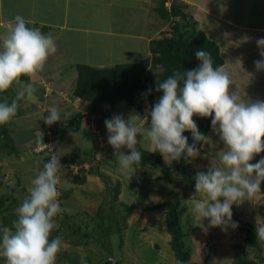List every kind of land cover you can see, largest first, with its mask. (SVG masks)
Here are the masks:
<instances>
[{
  "label": "clouds",
  "instance_id": "clouds-1",
  "mask_svg": "<svg viewBox=\"0 0 264 264\" xmlns=\"http://www.w3.org/2000/svg\"><path fill=\"white\" fill-rule=\"evenodd\" d=\"M30 23L16 15L3 39L0 92L21 83L22 76L34 80L58 51L54 37L38 27H28ZM256 44L261 59L254 61V65L257 71H264V38L257 39ZM196 58L200 61L196 69L174 71L163 82L157 80L155 90L163 95L147 109L149 127H142L145 117L138 113L127 119L115 114L104 123L119 170L130 182L142 159L137 145L143 147L147 141L149 150L159 152L166 163L178 162L182 156L186 160L195 158L199 155L196 144H203L206 136L199 132L193 117H211V129L224 147L217 154L219 166L211 162L207 172H197L194 177L196 193L203 198L194 201L193 212L201 221L207 219L209 227L227 232L229 227L238 228L232 219V206L260 193L264 182V157L250 163L264 152V101L245 100L237 89L233 90L229 73L223 67L213 66L211 53L197 50ZM35 91L29 82L11 104L0 102V124L16 115L17 101L25 93L30 96ZM48 113L43 118L47 125L60 122L58 107H50ZM186 131L192 134V145L183 135ZM138 135L143 137L142 141L137 140ZM60 170V159L53 155L43 170L30 179L29 196L16 208L18 219L12 222V228H0V257L5 264H55L62 239L57 236L50 240V234L57 226L54 218L63 211L57 190ZM255 231L256 238L264 241V224L257 223Z\"/></svg>",
  "mask_w": 264,
  "mask_h": 264
},
{
  "label": "rangeland",
  "instance_id": "rangeland-1",
  "mask_svg": "<svg viewBox=\"0 0 264 264\" xmlns=\"http://www.w3.org/2000/svg\"><path fill=\"white\" fill-rule=\"evenodd\" d=\"M128 1V4L123 6V21L125 19L124 17H127L128 20L133 19L136 22H138L139 19L143 21V14L140 12L135 13L133 10L132 3H135V0ZM146 3L151 6V1ZM24 12L26 11H19L18 15H22ZM13 13L14 15L17 14V10H13ZM149 13L151 16H155L151 9H149ZM136 22H133L132 24L134 25ZM146 22L147 23L145 24L143 23L146 30V32H143V35L145 36L149 34L148 30H150L152 26V28L155 27L154 25L157 21L154 17L152 18L149 16ZM146 25L150 28L147 29ZM166 26L161 25L159 30L156 31V33L154 32L152 36L159 38L164 37L162 31L166 28ZM127 27L128 26L123 23V29H126ZM130 27L132 28L133 26H129V28ZM156 27L159 26L156 25ZM7 32L8 26L0 28V50H2V42ZM132 46L133 45L125 42L124 47L123 43H120V47L115 46L114 49L116 52L120 51L126 59H130L135 54ZM222 47L224 48V45ZM135 52L137 53V58H140L142 51L140 50L139 44H136ZM32 82H35V85L39 84L41 87H39V89L43 90L44 94H46L45 89L46 86L49 88V85L45 79ZM25 84V82L19 83L16 86V92L24 91ZM49 90L51 89L49 88ZM141 96L142 95H137L135 98V103L131 107V109L139 115L142 110L140 107H143L144 104H146L139 103L142 98ZM26 97H29L28 94ZM39 101L40 100L32 103L34 108L30 107V116L25 119L21 117L20 121L15 123L17 127H24V125L31 126L25 130H20L15 134V143L22 142L23 139L28 138L30 135H32L33 138H38V136L33 135L34 132L36 133L35 129H37L38 135L42 141H44L40 131L41 128H39L40 126H35L38 125L40 121H43L44 116L41 114L44 112V110H47V104L45 109L44 105L42 106ZM157 101L158 99L156 98L154 101H151V103H155ZM24 105L25 106L23 107H26L27 103ZM59 110L62 118L60 119V124L64 123L68 119L70 120L73 118V116L68 115L69 113L64 112L61 108H59ZM143 110H145L147 113L146 109ZM47 115L48 113H46L45 116ZM129 115V111H125L123 114L125 119H127ZM107 119L110 118L107 117ZM104 122L105 119L103 120L101 126L102 132L100 135H95L94 137V134L90 131V133L93 135L94 141H96L97 147L99 148V164L102 165L101 167L98 166L99 172L103 174L105 173L109 176L108 179L110 180L111 187L114 186L116 182H119L121 191L118 197V202L128 206L133 205L134 208L131 212V215L126 220V230L120 231V234H117V228L113 226L114 221L110 220V218H105L103 224L113 227V236L101 239L98 242H89L87 245H79L76 247L68 243H62L61 250L57 254L55 264H101V262H104V264H116L115 260H119L118 264H142V260H144V264H174L173 253L169 247L170 237L165 230V209L159 211L144 209L146 206L154 203L172 200L174 194L176 193H186L187 195V198H185L183 203L186 205L187 211L186 215H183L182 222L184 227H186L188 230L186 242L191 250V262H195L197 264H230L234 261V258L237 254L257 260L259 252L256 249L254 250L249 247H242L244 234L239 227H242L245 224H251L256 228L257 223L264 224V219L258 214V211L264 213V182L261 183L260 193L255 194L250 199L246 198L242 204H234L232 206V219L238 223V228L236 229L229 227L227 232H224L221 231L219 227H209V222L207 219L201 221V219L193 212L194 201H198L203 197L201 194L196 193L195 186H192L189 182L184 181L182 171L188 170L190 174L195 177L197 172H207L208 168L211 166V162L219 166L217 154L223 150L224 145L219 140V137L212 131L211 127L207 132L206 139L203 142L201 148L198 149L199 155L197 157L188 158L187 160L184 159L182 164H180L179 169L171 168L169 170H165L161 167L146 168L136 165V173L129 182L125 175L119 170L118 163L113 155L114 149L110 145L109 149L105 148L107 145L103 143V140L105 139L103 132H105L106 129ZM59 123L57 122L51 125L53 126V130H51L52 133L60 130L58 129ZM84 123H86V119H84L81 124ZM44 124V130H49V125L46 123ZM60 126V128H62V125ZM197 126L198 129H200L199 124H197ZM14 129V126H12V131H14ZM7 130L9 131L8 127ZM96 132L98 134L99 131L97 130ZM82 138L84 137L82 136L81 132L71 131L62 133L61 136L55 140V142L53 139V143H51L53 146H57L59 155L62 153L68 158H75L81 156L85 150H90L89 147H91V142L86 143V141H84ZM142 139L143 137L141 135L137 136L138 141H142ZM106 142L108 143V139ZM21 145L22 144H19L17 146L18 150L21 148ZM143 147L148 148L149 150L147 141L144 142ZM124 151L126 154H130L128 153L127 149H124ZM44 156H46V154H44L42 157ZM262 157H264V152L256 155L250 163L255 164ZM17 158L18 157L12 154L9 156L6 155V153L0 154V193L8 194L6 191V186H12L15 188V195L27 198L28 196L26 194V187L29 189L31 186L30 184L28 186L30 179L35 178L38 174V171H40L39 166L41 165L42 160H28L27 163L26 156L25 158L23 156L24 159ZM173 162L175 163L176 161ZM164 163L166 164L165 160ZM59 175H64L63 168H61ZM27 178H29L28 182ZM17 180H19L18 184ZM95 180L97 183L91 182L89 186H83V191L80 190L76 192V196L78 198L75 196L72 197L74 203L69 201L67 202L69 205L63 207V203L65 201L63 200V202H61V200H59L60 204L62 205L61 208L63 209L62 213L72 216L73 221L77 223H88L91 222V220L93 222L101 220V218L97 219L95 215L103 202V208H106L109 205L110 196L108 195V191H106V186L108 187V185H106L99 177H97ZM60 181L61 182L57 186L60 185L61 190H67L69 185L64 184L65 178H60ZM67 182L69 183V181ZM98 183L100 185H98ZM138 192L140 193V198L137 197V195H134ZM221 202H223V198H221ZM121 214L123 213H120L118 216ZM90 231L91 230L89 228V232ZM121 241L123 256H121V251L119 248ZM260 246L264 250V241L260 240ZM0 259L2 260L4 258L0 257Z\"/></svg>",
  "mask_w": 264,
  "mask_h": 264
},
{
  "label": "crops",
  "instance_id": "crops-1",
  "mask_svg": "<svg viewBox=\"0 0 264 264\" xmlns=\"http://www.w3.org/2000/svg\"><path fill=\"white\" fill-rule=\"evenodd\" d=\"M148 1H151V6L146 3ZM179 1L188 5L187 11L197 21L199 29L219 46L223 59L221 67L229 73L232 89H237L245 100L250 99L255 101L259 99L264 101V71H257L254 65V61L261 59L256 40L264 38V0ZM128 2V0H0V28L8 26L9 29L10 23L18 15L19 11H26L21 16L31 22L27 26L38 27L44 34L50 33L54 37L58 48L57 53L48 59L43 71L38 73L35 79L32 80L41 81L45 79L52 93L47 96L43 90L39 89V84L35 85V82L30 80L25 82L26 84L29 82L33 83L36 91L32 95H28L29 99L26 97L27 93H25L22 103L17 108L16 115L9 122L5 123L9 128V133L13 140L18 131L31 127L28 125L17 127L15 123L20 121L21 117L25 119L30 116V107H33L32 103L35 101L40 100L39 102L42 106L44 105V108L47 104V110H44L46 113H48L50 107L56 106L73 117L77 114H86L87 103L72 96L76 80L75 65L87 64L99 68L110 67L116 64L138 62L150 56L148 49L149 42L154 38H158L153 37L152 34L156 33L161 25H164L153 12L157 6V0H135V3H132L134 12L143 14L144 20L139 19L138 22L133 19L128 20L127 17H124L123 21V6L128 4ZM165 5L169 7L170 1H167ZM149 9L152 10L155 16L150 15ZM13 10H17V14L14 15ZM149 16L154 17L157 22L154 25L155 27L152 28V26L148 30L149 34L145 36L143 32H146V30L143 23H147L146 20ZM133 22L136 23L133 25ZM123 23L128 26L126 29H123ZM156 25L159 27H156ZM129 26L133 27L129 28ZM146 27L147 29L150 28L147 25ZM125 42L133 45L135 54L130 59H126L120 51L116 52L114 49L115 46L120 47V43H123L124 47ZM136 44H139L142 51L140 58L136 56ZM221 45H224V48ZM137 95H142L139 103H146L143 107L147 108L150 104L154 105L151 101H154L156 98L148 99L141 92L137 93ZM25 103H27V106L23 107ZM132 106L133 104L114 105L102 103L96 117H91L90 121L87 120L86 123L81 124L82 126L75 131L82 133L84 137L82 139L86 143L91 142L89 151L85 150L81 156L75 157L84 160L82 166L85 164L86 166L89 165L87 162H90L91 159H88L91 158V150L96 144L90 131L94 136L97 135L96 131L101 129L103 120H106L107 117L111 118L115 114L123 115L125 111H129L130 114L135 113L131 109ZM44 112L41 115L45 117L46 113ZM140 116L145 117L142 127H149V117L147 120V116H143V112H140ZM97 121H100L99 125ZM44 123V120L40 121L35 127L40 126L39 128H41ZM12 126L15 128L14 131H12ZM35 131L36 133L34 132L33 135L38 136V138H33L30 135L28 138L23 139L22 142L15 143L16 146L22 144L20 146L22 149L19 148V155L16 156L18 157L17 159H24L26 156L27 163L28 160L39 159L32 149L36 145L41 144L42 139L38 135L37 129ZM105 132L108 135L107 129H105ZM57 154H59L58 151ZM60 156L63 157L64 155L61 153ZM64 165H61V168L64 169V175L59 176L60 178L64 177L65 183H63L69 186L67 190H61L59 185L57 186V190L60 194L65 193L68 196L61 200V202L64 200L63 205L67 206L69 205L67 203L69 201L74 203L72 197L78 198L76 192L83 191V186H89L91 182L97 183L95 179L98 176L95 174H85L84 178L75 176L76 173H73ZM83 168L86 169L85 167ZM39 170H41V165L39 166ZM28 181L29 178H27ZM29 184L30 181L28 186ZM98 185L100 184L98 183ZM26 190L29 194L28 187H26Z\"/></svg>",
  "mask_w": 264,
  "mask_h": 264
},
{
  "label": "trees",
  "instance_id": "trees-1",
  "mask_svg": "<svg viewBox=\"0 0 264 264\" xmlns=\"http://www.w3.org/2000/svg\"><path fill=\"white\" fill-rule=\"evenodd\" d=\"M167 1H170L169 7L165 5ZM187 10L188 5L179 0H157V6L153 11L158 20L167 26L162 31L164 37L154 38L149 42L148 49L150 56L148 58H144L138 62H128L101 68L87 64L75 65L76 80L74 82L72 96L87 103V112L84 114L86 116L77 114L72 119L61 124L59 123L58 129L60 130L55 131L53 138L54 142L62 133L77 131L84 119L90 121L91 117H96L102 103L132 105L135 103L136 95L139 92L143 94L148 93L146 95L148 99H159L163 95V92H156L157 80L163 82L171 76L174 71L183 73L186 70H193L199 67L200 61L196 58L197 50H205L211 53L214 61L213 66L221 67L223 65V59L220 54L219 46L199 29L197 21ZM20 80L24 83L28 82L29 78L27 76H22ZM149 89H151L150 93ZM16 90V84H13L8 90L0 92V102L11 104V102L17 98L18 92H16ZM22 99L23 97L17 101L18 106L22 103ZM151 106L152 104L147 108L140 107L143 116H147L146 111L143 109H149ZM148 117L150 120V116ZM211 119V117H193L195 123L200 126V129H198L199 132L205 136L211 127ZM97 124L99 125L100 121H97ZM44 125H42L40 129L44 140L42 143L49 140L46 130H44ZM60 125H62V128H60ZM49 127L53 129V126ZM101 132L102 129H99L97 135H100ZM183 135L188 138L189 145L194 143L191 132L186 131ZM103 136L105 140L108 139L106 132H103ZM201 146V143L196 144L197 149H200ZM109 147L108 144L105 148L109 149ZM137 148L142 156L141 163L138 165L141 167H161L165 170L171 168L179 169L180 164H182L185 159L184 156H182L178 162H169L165 164L159 152H151L148 148L140 145H137ZM56 149L57 147L54 145L53 153L59 157L61 165L65 164L64 166H66V168L71 164L79 166V170L75 176L84 178L86 176L85 174H95L108 185V187L106 186V191H108V195L110 196V202L106 208L102 207L104 202L101 204V207L95 215L97 219L101 218V220L96 222L91 220V222L88 223H77L73 221L72 216L64 213L58 214L54 218L58 227L51 232L50 240L59 236L62 239V243H68L76 247L79 245H87L89 242H98L101 239L109 238L114 235L113 227L103 224L105 218H110V220L114 221V225H112L117 228V234H120V231L126 230V220L131 215L134 206H128L118 202L121 191L119 182H116L114 186L111 187L110 180L108 179L109 176L99 172V167L102 166L99 164L100 159L96 163H93V160L100 157L98 156L99 149L97 145L95 144V147L91 150V158L88 159L91 160L87 162L89 164L87 170L82 166L84 164L83 159L62 157L57 154ZM1 153H6L8 156L11 154L14 156L19 155V150L7 130L6 124L0 125V154ZM42 154H46V156L42 157ZM35 155L42 160L41 170H43L44 164L51 159L50 153L45 150ZM182 176L184 181L195 186V179L188 170H183ZM18 183L19 180H17V184ZM6 191L8 194L0 193V228L5 226L12 228V222L18 219L15 210L25 199L15 195V188L12 186H6ZM26 194L29 196L27 192ZM134 195L140 198L139 192ZM64 197L67 198L68 196H66L65 193H61L58 200H62ZM185 198H187L186 193H176L172 200L151 204L146 206L144 210L159 211L165 209V230L170 237L169 247L173 253L174 264H177V261L182 262V264H197L191 262V250L186 242L188 230L184 227L182 222L183 215H186L187 211L186 205L183 204ZM60 206L62 205L60 204ZM120 213L123 214L118 216ZM258 214L264 219L263 212L258 211ZM89 228L91 230L90 232ZM239 228L244 234L242 247L256 249L259 255L256 260L237 254L234 261L230 264H264V250L260 246V240L256 238V228L251 224H245ZM119 248L121 256H123L122 241L120 242ZM115 262L118 264L119 260H115ZM141 262L144 264V260ZM0 264H5V259H0ZM101 264H104V262H101Z\"/></svg>",
  "mask_w": 264,
  "mask_h": 264
},
{
  "label": "built area",
  "instance_id": "built-area-1",
  "mask_svg": "<svg viewBox=\"0 0 264 264\" xmlns=\"http://www.w3.org/2000/svg\"><path fill=\"white\" fill-rule=\"evenodd\" d=\"M46 94L45 95H50L51 94V90H49V88L46 86ZM49 130L46 131L48 137H49V140L42 143V144H39V145H36L34 148H33V151L36 152V153H41V152H44L45 150L48 151L50 153V157H52L54 155L53 153V148L54 146L52 145V141H53V138H54V133H52L50 127H48ZM105 140V139H104ZM103 140V143H105V145H108V143L106 142V140L104 141ZM52 142V143H51ZM99 149V148H98ZM100 158L97 157L95 160H93V163H96ZM85 167L86 169H88V166H86V164L83 166ZM68 168L73 172V173H77L78 170H79V166L78 165H75V164H71L68 166Z\"/></svg>",
  "mask_w": 264,
  "mask_h": 264
}]
</instances>
